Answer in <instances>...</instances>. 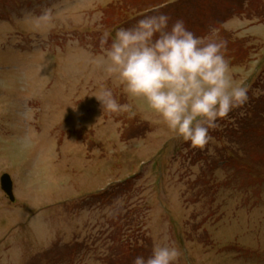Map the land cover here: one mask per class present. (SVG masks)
<instances>
[{"label":"rangeland","instance_id":"rangeland-1","mask_svg":"<svg viewBox=\"0 0 264 264\" xmlns=\"http://www.w3.org/2000/svg\"><path fill=\"white\" fill-rule=\"evenodd\" d=\"M191 1L0 0V15L11 16L0 17V177L12 175L17 197L0 187V264H112L128 236L126 244L151 251L175 246L177 264H264V137L235 132L264 94V3L238 16L222 0L209 4L228 9L224 35L246 47L229 65L248 100L217 121L203 148L93 63L102 34L134 26L129 18L144 2L150 14H167L169 26L190 17L186 27H200L196 14L207 10ZM125 4L126 23L111 21ZM102 88L129 112L103 111L93 95ZM221 131L234 133L232 152L217 140ZM218 149L233 162L216 168ZM56 242L77 247L76 257L60 248L43 256Z\"/></svg>","mask_w":264,"mask_h":264},{"label":"clouds","instance_id":"clouds-1","mask_svg":"<svg viewBox=\"0 0 264 264\" xmlns=\"http://www.w3.org/2000/svg\"><path fill=\"white\" fill-rule=\"evenodd\" d=\"M154 12L132 27L119 28L114 36L104 32L101 54L93 63L117 77L124 91L142 100L172 133L203 148L213 139L210 130L219 127L217 121L247 102V87L233 79L223 41L195 35L182 19L169 26L167 14ZM45 18L51 20V13ZM93 95L103 111L130 108L111 89ZM180 255L175 246L162 244L147 259L137 256L133 264H177Z\"/></svg>","mask_w":264,"mask_h":264},{"label":"trees","instance_id":"trees-1","mask_svg":"<svg viewBox=\"0 0 264 264\" xmlns=\"http://www.w3.org/2000/svg\"><path fill=\"white\" fill-rule=\"evenodd\" d=\"M126 3L128 2V0H125ZM202 5H198V2L195 1H191L192 6L196 8L197 7H202V8H206L207 11L204 12H197L196 14V19H199L197 22H202V21H216L217 24L222 23L221 21H224L226 18H221L220 16H222L223 12L225 11V9L222 8H218L216 7V10H214L215 6H216V2L213 5H209L211 2H213V0H202ZM246 0H238L237 3L240 7H242V4L245 3ZM250 1V0H248ZM150 4H157L154 2H148ZM143 7H142V11L150 8L146 2L142 3ZM153 5V6H154ZM262 5V0H259V6ZM145 6V7H144ZM259 6L257 5L254 12L255 13H260V11H262V9L259 8ZM152 7V6H151ZM200 8V10L202 9ZM116 9V8H115ZM141 11V12H142ZM128 12V8H127V4H125L124 6L119 5L118 9L112 13V15L110 16L111 21H114L117 23H122V19L124 15H127ZM230 14H233L232 12H230ZM8 14H5V12H2V14L0 15V17H6ZM194 15V12H193ZM126 18H124L125 20ZM209 25H212L211 23H206ZM225 30H223V33L221 34L222 37V41L225 44V55H226V59L229 61L232 56V54H234V52L237 53L238 57L240 58V55L242 56L244 53L247 52L246 47L243 46L242 44H238L236 46V41H233L232 39H228L226 37V35H224ZM235 44V46H234ZM233 51V52H232ZM125 137V136H124ZM126 243V242H124ZM59 246L56 245L54 246V248H52L50 251L46 252V255H48L49 253L55 251ZM75 247H66L65 249H61L62 251L65 250L66 252V256L70 255V253L74 250ZM114 255L116 256L115 259H113V264H133L134 259L137 256H143L145 257V259H147L151 254L152 251L147 249L145 246H133L131 244H121L119 248H117L115 251H113ZM38 261H41V259L39 258Z\"/></svg>","mask_w":264,"mask_h":264},{"label":"water","instance_id":"water-1","mask_svg":"<svg viewBox=\"0 0 264 264\" xmlns=\"http://www.w3.org/2000/svg\"><path fill=\"white\" fill-rule=\"evenodd\" d=\"M2 186L3 189L9 194L10 198L14 200V194H13V183L8 174H4L2 176Z\"/></svg>","mask_w":264,"mask_h":264}]
</instances>
